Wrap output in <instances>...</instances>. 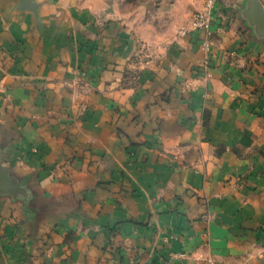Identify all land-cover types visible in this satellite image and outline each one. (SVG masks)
Returning <instances> with one entry per match:
<instances>
[{"label":"crops","instance_id":"crops-1","mask_svg":"<svg viewBox=\"0 0 264 264\" xmlns=\"http://www.w3.org/2000/svg\"><path fill=\"white\" fill-rule=\"evenodd\" d=\"M33 1L39 29L0 0V164L29 194L0 196V264H264L260 7L147 52L114 10Z\"/></svg>","mask_w":264,"mask_h":264},{"label":"rangeland","instance_id":"rangeland-1","mask_svg":"<svg viewBox=\"0 0 264 264\" xmlns=\"http://www.w3.org/2000/svg\"><path fill=\"white\" fill-rule=\"evenodd\" d=\"M85 1L95 7L114 10L116 21L127 25L138 41L137 46L143 45L147 52H152L165 49L177 37L194 27L208 0ZM141 50L144 52L145 48Z\"/></svg>","mask_w":264,"mask_h":264},{"label":"water","instance_id":"water-1","mask_svg":"<svg viewBox=\"0 0 264 264\" xmlns=\"http://www.w3.org/2000/svg\"><path fill=\"white\" fill-rule=\"evenodd\" d=\"M12 10L17 13L28 12L31 14L32 20L37 29L40 27L39 11L42 3H36L33 0H10ZM260 7L259 13L264 17L262 7L258 4L257 0H250ZM259 15V16H260ZM27 187L21 180H19L10 169L3 167L0 164V196L9 197L11 200L25 201L28 197Z\"/></svg>","mask_w":264,"mask_h":264},{"label":"built area","instance_id":"built-area-1","mask_svg":"<svg viewBox=\"0 0 264 264\" xmlns=\"http://www.w3.org/2000/svg\"><path fill=\"white\" fill-rule=\"evenodd\" d=\"M219 0H208L202 13L198 15L194 28H200L208 32L212 11ZM168 264V263H164Z\"/></svg>","mask_w":264,"mask_h":264}]
</instances>
